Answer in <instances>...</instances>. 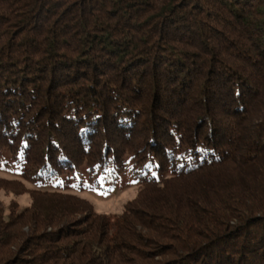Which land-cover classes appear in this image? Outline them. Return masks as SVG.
Masks as SVG:
<instances>
[{
  "label": "trees",
  "instance_id": "trees-1",
  "mask_svg": "<svg viewBox=\"0 0 264 264\" xmlns=\"http://www.w3.org/2000/svg\"><path fill=\"white\" fill-rule=\"evenodd\" d=\"M3 169L140 186L80 240L43 229L69 194L34 189L62 198L39 208L28 264H156L145 245L175 256L159 264H264V0H0ZM16 219L0 264H22Z\"/></svg>",
  "mask_w": 264,
  "mask_h": 264
},
{
  "label": "rangeland",
  "instance_id": "rangeland-1",
  "mask_svg": "<svg viewBox=\"0 0 264 264\" xmlns=\"http://www.w3.org/2000/svg\"><path fill=\"white\" fill-rule=\"evenodd\" d=\"M154 86L155 85L153 83L149 84L146 80V86L143 88H147V90L151 89V92L148 94L150 100H153L155 95L156 99L160 100L163 93L159 90V93L155 94ZM159 88H161V85ZM141 89L142 87L140 86V92L142 93ZM156 110L160 113L163 112V106H158ZM116 139L120 140L119 137H116ZM78 178H80V176H78ZM139 187L140 186L137 180L132 177L130 172L121 176L114 183L104 181L100 178V185L95 188L89 186L85 179L81 184L77 182L65 184L62 179H58L42 185L34 186L21 180L19 175L16 174L14 170L3 169L0 171V218L2 221L8 222L7 225L10 226V228L7 232L13 231V223H15L17 217H23V219L27 218L31 222L30 227L26 226L21 229L22 234L19 235L20 237L17 239V247L20 248L17 258H20V262L22 264H28L31 257L28 256L29 250H26V248L27 246H30V244H34V240H40L39 238L43 236V233L49 231L60 232V230L65 229V226L67 227L66 234L71 238V240H80L78 234L86 227L84 222H88L90 220L89 217L91 215V210L93 213L100 216H120L123 214L126 204L135 201L140 194ZM34 189L43 191H62L69 194L65 197H68V201L70 202L69 207L74 213H72V215L69 214L60 217H54L55 214H50V220L43 228H46V231L37 232L36 229L33 228H35L36 224L44 218L43 214L37 213L40 210L39 208L43 206L45 209L47 207H50L51 209L57 207V202L61 200L62 195L41 193ZM54 205L57 206L54 207ZM133 207L137 213L138 211L143 213V210L136 204H134ZM76 210H78V213H75ZM45 213L48 212L45 210ZM242 234L236 235L237 237L234 236V241L236 243L233 248H237V245L238 247L241 245L240 240H242ZM150 242L154 244L160 243L159 240H150ZM204 242L209 244L208 240H205ZM143 250L153 254L152 259L156 262V264L158 262H164L165 259L168 260L175 257L172 255H162V253H158V249H154L152 245H145ZM185 261L186 263L192 262L189 260Z\"/></svg>",
  "mask_w": 264,
  "mask_h": 264
}]
</instances>
